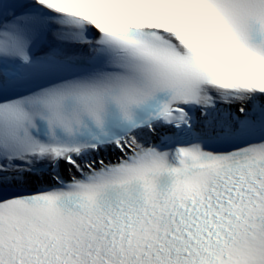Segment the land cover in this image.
<instances>
[{"label":"snow or ice","instance_id":"snow-or-ice-1","mask_svg":"<svg viewBox=\"0 0 264 264\" xmlns=\"http://www.w3.org/2000/svg\"><path fill=\"white\" fill-rule=\"evenodd\" d=\"M0 264H264V0H0Z\"/></svg>","mask_w":264,"mask_h":264}]
</instances>
